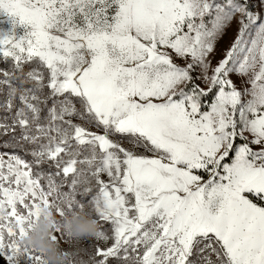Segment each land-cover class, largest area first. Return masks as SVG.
<instances>
[{"label":"snow or ice","instance_id":"snow-or-ice-1","mask_svg":"<svg viewBox=\"0 0 264 264\" xmlns=\"http://www.w3.org/2000/svg\"><path fill=\"white\" fill-rule=\"evenodd\" d=\"M0 14V264H47L20 243L41 210L63 222L88 205L98 230L73 264H264V0Z\"/></svg>","mask_w":264,"mask_h":264},{"label":"clouds","instance_id":"clouds-1","mask_svg":"<svg viewBox=\"0 0 264 264\" xmlns=\"http://www.w3.org/2000/svg\"><path fill=\"white\" fill-rule=\"evenodd\" d=\"M92 207L86 206L82 212L67 216L63 222L57 220L54 210L42 209L38 222L20 243L39 249L46 255L47 264H73L76 251L65 250L51 237L57 227L66 229L73 241L94 237L98 230V222L92 215Z\"/></svg>","mask_w":264,"mask_h":264},{"label":"rangeland","instance_id":"rangeland-1","mask_svg":"<svg viewBox=\"0 0 264 264\" xmlns=\"http://www.w3.org/2000/svg\"><path fill=\"white\" fill-rule=\"evenodd\" d=\"M12 23L10 22V19L3 14H0V34L8 33L12 30ZM24 29L20 26L16 27V35H22ZM236 26L233 25L232 28H230L227 32V35L223 37L222 40L218 43L217 46V53L215 56V59L213 60V63L216 62V60L220 59L223 52L230 46V44L233 42L235 35H236ZM6 65V64H5ZM7 66V65H6ZM233 79L236 81L237 85L241 84V80L237 78L236 76L233 77ZM95 131V129H93ZM106 227V225H105ZM92 243L91 239L87 240H81V241H72V242H66L61 241L60 245L65 250L69 251H78L82 249H89V245ZM90 251V249H89ZM79 258L88 261L89 260V254L85 251H79Z\"/></svg>","mask_w":264,"mask_h":264},{"label":"trees","instance_id":"trees-1","mask_svg":"<svg viewBox=\"0 0 264 264\" xmlns=\"http://www.w3.org/2000/svg\"><path fill=\"white\" fill-rule=\"evenodd\" d=\"M3 67H7L6 65H2ZM9 148H10V146H9ZM27 159H31V157H26ZM66 190V189H65ZM78 199H79V197H78ZM54 215L56 216V218H57V220H60V217L55 213V211H54Z\"/></svg>","mask_w":264,"mask_h":264}]
</instances>
